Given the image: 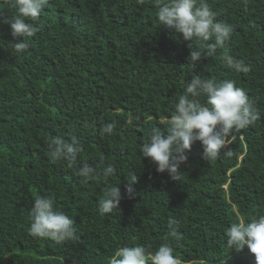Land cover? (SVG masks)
Masks as SVG:
<instances>
[{
    "label": "trees",
    "instance_id": "obj_1",
    "mask_svg": "<svg viewBox=\"0 0 264 264\" xmlns=\"http://www.w3.org/2000/svg\"><path fill=\"white\" fill-rule=\"evenodd\" d=\"M208 3L231 26V40L195 68L188 41L159 24L154 0H48L39 20H28L34 35L23 38L22 54L14 50L22 38L0 22V264H108L117 248L137 243L155 251L169 217L180 221L182 238L169 242L181 264H256L247 246H227L225 231L264 214V0ZM15 14L0 0V18ZM225 53L250 70L228 68ZM196 74L235 81L260 118L233 131L231 156L222 149L208 161L195 142L173 179L139 147L152 127H165ZM109 122L114 132L101 135ZM57 135L76 136L83 147L71 168L50 160L48 141ZM101 157L116 174L82 183L76 168L88 162L102 173ZM107 184H117L122 199L102 217L98 199ZM49 194L73 217L79 240L29 235L33 197Z\"/></svg>",
    "mask_w": 264,
    "mask_h": 264
},
{
    "label": "clouds",
    "instance_id": "obj_2",
    "mask_svg": "<svg viewBox=\"0 0 264 264\" xmlns=\"http://www.w3.org/2000/svg\"><path fill=\"white\" fill-rule=\"evenodd\" d=\"M143 2L138 0L140 4ZM9 3L10 7L16 9V14L11 19L0 18V22L10 25L13 37L22 38L14 43L15 52L22 54L29 46L23 38L34 35L33 25L28 20L38 21L48 0H9ZM154 3L159 24L181 33L184 41H188L190 53L187 59L193 68L202 58H214L217 49L225 48L231 40V26L217 19L208 0H154ZM222 60L237 73L250 70L243 60L227 53ZM174 113L163 129L152 127L139 147L141 157L153 162L157 172L167 171L173 179H180L181 165L188 161V152L195 142L201 143L203 155L208 161L216 160L222 149H227L224 155L231 156L233 153L229 145L232 143L233 131L245 129L260 118L254 102L235 81L202 78L199 74L185 82L184 90L174 104ZM115 128V122L106 123L100 128L101 135L112 134ZM48 148L52 163L66 161L70 168L76 164L83 151L76 136H72L70 141L59 135L54 136L48 141ZM101 165L102 173L84 162L76 168L75 175L81 178L82 183H99L101 177L106 180L116 174L114 162H105V158L101 157ZM137 179L133 175L131 182L128 181L130 192L131 185ZM102 192L98 199V211L103 217L120 209L122 193L117 184H107ZM32 202L29 211L30 236L51 239L59 244L79 240L76 222L57 206L53 195H35ZM167 225L165 242L155 251L139 243L124 245L109 257L108 264H181V258L174 254L175 249L169 242L170 238H182L180 221L169 217ZM225 235L230 249L239 252L247 246L255 255L256 264H264V214L231 223Z\"/></svg>",
    "mask_w": 264,
    "mask_h": 264
}]
</instances>
